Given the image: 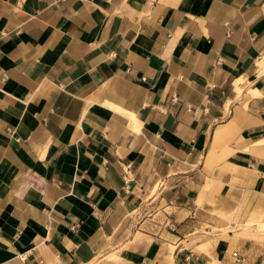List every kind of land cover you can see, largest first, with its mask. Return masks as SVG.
Listing matches in <instances>:
<instances>
[{
  "label": "crops",
  "instance_id": "0c3cea01",
  "mask_svg": "<svg viewBox=\"0 0 264 264\" xmlns=\"http://www.w3.org/2000/svg\"><path fill=\"white\" fill-rule=\"evenodd\" d=\"M257 221L264 0H0V264H264Z\"/></svg>",
  "mask_w": 264,
  "mask_h": 264
},
{
  "label": "rangeland",
  "instance_id": "374dc122",
  "mask_svg": "<svg viewBox=\"0 0 264 264\" xmlns=\"http://www.w3.org/2000/svg\"><path fill=\"white\" fill-rule=\"evenodd\" d=\"M253 226H254L253 222H247L243 229L247 231L249 230L251 231L252 229H250V227H253ZM255 227H256V230L250 236H254L256 238L264 240V222L257 221Z\"/></svg>",
  "mask_w": 264,
  "mask_h": 264
},
{
  "label": "built area",
  "instance_id": "2783aa9c",
  "mask_svg": "<svg viewBox=\"0 0 264 264\" xmlns=\"http://www.w3.org/2000/svg\"><path fill=\"white\" fill-rule=\"evenodd\" d=\"M168 226H169L170 228H172V227L174 226V224H173L172 222H170V223L168 224ZM236 255H237V253L234 252V253H233V256H236Z\"/></svg>",
  "mask_w": 264,
  "mask_h": 264
}]
</instances>
